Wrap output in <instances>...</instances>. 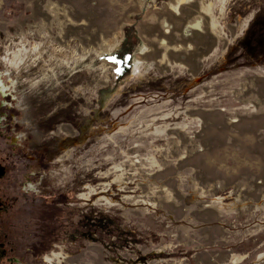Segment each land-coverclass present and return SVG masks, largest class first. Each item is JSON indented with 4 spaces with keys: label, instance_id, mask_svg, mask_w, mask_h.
<instances>
[{
    "label": "rangeland",
    "instance_id": "374dc122",
    "mask_svg": "<svg viewBox=\"0 0 264 264\" xmlns=\"http://www.w3.org/2000/svg\"><path fill=\"white\" fill-rule=\"evenodd\" d=\"M174 2L0 0V264H264V0Z\"/></svg>",
    "mask_w": 264,
    "mask_h": 264
},
{
    "label": "bare ground",
    "instance_id": "6f19581e",
    "mask_svg": "<svg viewBox=\"0 0 264 264\" xmlns=\"http://www.w3.org/2000/svg\"><path fill=\"white\" fill-rule=\"evenodd\" d=\"M186 1L187 0H175V2L174 3H172V4H170V10L174 13V14H176V15H179V8H180V6L182 5V4H185L186 3ZM201 11H200V13H201V15L202 16H204V17H210V18H212V3L211 4H205V5H202V8L200 9ZM67 17V16H66ZM68 18V17H67ZM198 19V18H197ZM69 20V19H68ZM201 20H202V17L201 18H199L198 20H196L194 23H191V24H189L188 25V27L190 28V29H192V30H194V31H199V32H201L202 31V26H201ZM164 24V23H163ZM169 26L168 25H166V23H165V27L164 28H166L165 29V32H167L168 31V28ZM214 27V26H213ZM159 43L161 44V46L163 47V51H162V58L163 59H165V60H167V57H166V53H168L169 51H174V52H178L179 50H181V47L180 46H169V45H167L166 43H165V41L164 40H159ZM186 49L187 50H191L190 49V45H188L187 47H186ZM138 61V60H137ZM138 63H140V62H138ZM137 62L135 63V67L136 68H138L137 66L138 65H136V64H138ZM159 131V130H158ZM156 132H157V130H156ZM160 133H163L164 132V130L162 131L161 129H160V131H159ZM156 162V161H155ZM156 165V164H155ZM159 168V167H158ZM120 177V176H119ZM118 177V178H119ZM117 178V179H118ZM121 178V177H120Z\"/></svg>",
    "mask_w": 264,
    "mask_h": 264
},
{
    "label": "flooded vegetation",
    "instance_id": "af4514ba",
    "mask_svg": "<svg viewBox=\"0 0 264 264\" xmlns=\"http://www.w3.org/2000/svg\"><path fill=\"white\" fill-rule=\"evenodd\" d=\"M3 91H4V86L2 84V81L0 80V93H2ZM3 108H5V106H3L2 102L0 101V124L3 122V125L6 126L10 119H11L10 121H12L13 114L8 112L7 110L5 112V109L1 110ZM0 126H2V125H0ZM66 155H69V152ZM7 158H8L7 156H5L4 158L2 156H0V179L4 176V167L2 165H3V163H6ZM6 198L7 197H5V194L3 193V191H2V189L0 187V226H1L2 222H3L2 221V216L4 215V213H9V211H10V210L6 209L7 207H10L9 203H8V206H7L6 202H8V199H6ZM6 210H8V211H6ZM2 235H4V237H7V235L5 233H2V234H0V239H1ZM1 240H0V245L2 246L3 245V243H2L3 240L2 241ZM7 243H8V241H7ZM2 253H4V252H2ZM52 257H54V255H52ZM47 259H50L52 261V259L49 258L48 256L45 257V261Z\"/></svg>",
    "mask_w": 264,
    "mask_h": 264
},
{
    "label": "trees",
    "instance_id": "16d2710c",
    "mask_svg": "<svg viewBox=\"0 0 264 264\" xmlns=\"http://www.w3.org/2000/svg\"><path fill=\"white\" fill-rule=\"evenodd\" d=\"M127 30H131L130 28L129 29H127ZM133 31V30H132Z\"/></svg>",
    "mask_w": 264,
    "mask_h": 264
}]
</instances>
